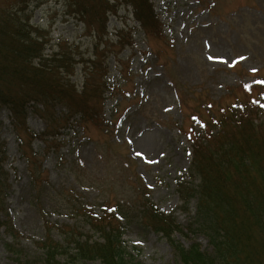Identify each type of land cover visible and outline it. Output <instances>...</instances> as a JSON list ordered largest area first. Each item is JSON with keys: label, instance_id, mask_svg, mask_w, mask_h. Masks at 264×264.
Instances as JSON below:
<instances>
[{"label": "rangeland", "instance_id": "374dc122", "mask_svg": "<svg viewBox=\"0 0 264 264\" xmlns=\"http://www.w3.org/2000/svg\"><path fill=\"white\" fill-rule=\"evenodd\" d=\"M12 1L0 0V7L12 4L13 11L29 18L30 24L50 40L46 53L66 42L76 60H84L71 78L81 89L84 66L95 57L96 39L71 12L69 1L27 0L20 5ZM153 2L166 41L149 39L130 6H121L117 14L110 15L109 38L115 42L118 31L131 30L133 43L107 54L110 84L127 79L121 91L107 94L105 124L97 127L89 122L83 130L70 120L57 130L62 136L56 143L38 137L23 150L10 108H0V161L11 186L7 212L1 218L11 219L21 234L15 242L21 252L17 260L6 248V242L13 244L15 240L0 228V264H43V250L37 241L45 235V217L59 225L78 226L96 239L72 203L80 202L98 212L104 200L130 204L133 218L123 221V239L139 264H182L167 238L137 221L133 198L147 188L148 197L161 210L173 214L187 233L186 227L196 214V200L183 205L177 187L181 181L194 186L198 179L188 175L191 147L181 126L185 122L189 131L194 109L207 107L209 101L233 104L236 99L229 96L233 87H239L238 94L243 97V88L250 91L264 85V0ZM44 109L41 103L32 102L27 112V125L39 136L47 126ZM53 111L55 118L67 115L64 105H55ZM201 123L197 122L198 128ZM24 142L27 145L28 138ZM32 151L47 177L39 193L25 155ZM54 237L60 239L59 231ZM174 237L185 247L198 242L202 250H212L201 232H176Z\"/></svg>", "mask_w": 264, "mask_h": 264}, {"label": "trees", "instance_id": "16d2710c", "mask_svg": "<svg viewBox=\"0 0 264 264\" xmlns=\"http://www.w3.org/2000/svg\"><path fill=\"white\" fill-rule=\"evenodd\" d=\"M26 1L12 2L20 5ZM68 1L71 12L96 39L95 57L84 66L81 89L71 78L84 60L77 61L66 42H60L58 50L46 53L45 46L50 40L30 24L29 18L13 11L12 4L0 7V108H10L23 150L37 137L56 143L61 136L57 130L65 128L64 123L72 119L83 129L89 122L97 127L105 124L106 94L121 90L124 85L120 82L111 85L107 79V54L133 43L131 30L118 31L115 42L109 38V17L121 6L132 8L135 20L149 39H167L152 0ZM243 90L246 94L242 97L238 94L239 87L231 88L229 96L236 99L233 104L217 100L207 102V107L202 105L203 109L195 108L190 116L191 129L186 131L185 122L181 126L191 147L188 175L198 179V183L193 186L181 181L177 191L183 205L196 200V214L186 227L187 233H203L212 248L210 252L202 250L198 242L185 247L175 239L176 232L187 233L173 214L162 211L148 197L147 188L133 198L138 209L137 221L167 238L182 264H264V85ZM32 102L45 107L42 112L47 126L40 136L27 125ZM59 104L65 106L67 115L55 118L53 108ZM198 121H202L200 128ZM106 129L110 131L107 125ZM27 138L29 142L25 145ZM25 155L39 193L47 177L38 155L34 151ZM10 187L0 161V228L4 227L15 240L13 244L6 242V248L12 258L19 260L21 252L15 242L21 234L11 219L1 218ZM78 203L72 204L97 238L81 232L78 226L59 225L45 218V235L37 241L43 250L41 262L139 264L123 239V221L133 218L130 204L104 200L96 212ZM56 231L59 240L54 237Z\"/></svg>", "mask_w": 264, "mask_h": 264}, {"label": "snow or ice", "instance_id": "6c2138e0", "mask_svg": "<svg viewBox=\"0 0 264 264\" xmlns=\"http://www.w3.org/2000/svg\"><path fill=\"white\" fill-rule=\"evenodd\" d=\"M262 83H264V82H262ZM253 103H256V101H253ZM193 119H195V117Z\"/></svg>", "mask_w": 264, "mask_h": 264}]
</instances>
